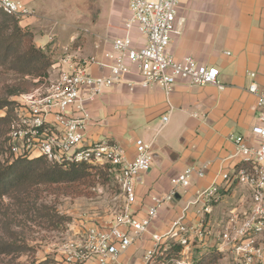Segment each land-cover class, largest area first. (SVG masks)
Here are the masks:
<instances>
[{
    "label": "built area",
    "instance_id": "2783aa9c",
    "mask_svg": "<svg viewBox=\"0 0 264 264\" xmlns=\"http://www.w3.org/2000/svg\"><path fill=\"white\" fill-rule=\"evenodd\" d=\"M125 1L129 16L122 20L123 33L112 38L100 56L66 52L54 61L53 77L13 98L5 152L10 161L42 157L64 168L72 163L107 167L120 189L123 205L112 222L98 225L83 217L72 229L74 237L62 251L65 264H125L120 262V254L147 234L152 243L140 264L151 263L156 254L174 244L180 246V257L201 248L220 254L228 264H264V84L251 81L247 87L256 97L258 110L251 137L229 136L234 146L229 158L236 160L234 166L220 168L212 183L198 190L163 232L151 230L160 211L190 186L192 178L204 177L208 164L190 165L172 176L170 189L150 195L144 215L137 217L132 210L135 186L150 169V144L137 138L135 157L128 160L124 147L113 139L88 141L92 119L88 102L124 75L136 74L140 86L157 85L166 94L178 81L224 88L216 66L198 64L191 57L176 60L170 52L172 36L178 33L179 0ZM0 10L23 25L35 13L21 0H0ZM134 28L143 41L133 35ZM93 64L108 70V75L89 73ZM249 76L253 78L255 73L249 72ZM167 119L163 115L162 123ZM243 186L245 192L236 202L215 212L222 194Z\"/></svg>",
    "mask_w": 264,
    "mask_h": 264
},
{
    "label": "crops",
    "instance_id": "0c3cea01",
    "mask_svg": "<svg viewBox=\"0 0 264 264\" xmlns=\"http://www.w3.org/2000/svg\"><path fill=\"white\" fill-rule=\"evenodd\" d=\"M21 1L35 12L24 21L26 25L56 21L55 10L65 13L60 18L62 22L59 20L63 25L76 19L70 10V0ZM67 10L71 15L68 16ZM128 16L126 1H118L110 18L88 22L104 27L102 33L88 31L90 36L83 44L63 46L62 54L75 51L100 56L110 47V40L123 33L122 20ZM176 22L178 33L172 36L169 46L174 58L191 57L198 64L216 66L223 89L214 85L189 86L178 81L166 94L157 85L140 86L136 74H127L88 102L92 117L87 128L88 141L113 139L124 147L128 160L135 157L137 138L150 144L152 165L135 186L136 202L132 210L137 217L144 215L150 195L170 189L172 176L187 166L208 164L204 177L192 178L190 186L160 211L151 227L153 231L155 227L162 230L155 229L157 232L167 229L182 206L212 183L220 168L234 166L236 160L229 158L234 150L229 136L251 137L258 110L256 97L247 87L251 81L264 84V0H179ZM132 33L144 40L135 28ZM38 41L45 42L46 37H39ZM88 71L92 75L109 73L95 64ZM249 72L255 76L250 77ZM163 115L168 116L165 123L161 120ZM239 197L240 190L232 187L214 205L215 212L221 213ZM136 243L121 253L119 260L131 256ZM141 260L142 257L137 258L136 264Z\"/></svg>",
    "mask_w": 264,
    "mask_h": 264
},
{
    "label": "rangeland",
    "instance_id": "374dc122",
    "mask_svg": "<svg viewBox=\"0 0 264 264\" xmlns=\"http://www.w3.org/2000/svg\"><path fill=\"white\" fill-rule=\"evenodd\" d=\"M118 1L120 0H70V10L76 17L73 23L61 24L60 18L64 12L55 10L56 21L49 24L20 25L31 32L33 43L54 62L61 56L63 46L83 44L90 36L88 31L102 33L104 27L88 22L96 23L110 18L118 6ZM70 10L66 12L68 16L71 15ZM43 36L46 41H38ZM18 71V66L0 65V116L12 114V101L16 93L31 90L35 86L37 78L31 74L21 75ZM54 75L55 72L49 67L45 80ZM6 129V122L1 121L0 166L6 160L10 162L9 154L5 152V148L2 150L5 147ZM138 132L136 131L137 134ZM31 165L25 161L20 162L19 166L30 169L27 177L16 180L0 197V264H65L62 251L64 244L74 237L72 229L83 217L98 225L112 222L123 205V197L112 177L102 171L79 184L77 192L70 183L42 182L39 168L47 165L44 161ZM245 189L244 186L239 187L240 193L245 192ZM57 216L61 218L58 223L55 221L59 218ZM67 217L70 218L68 221L65 219ZM136 242L131 256L125 261L120 260L121 263L136 264V259L143 257V253L150 246V236L145 235ZM202 251L204 252L201 248H194L192 254L187 253L180 257L178 254L174 255L173 251L169 255L162 250L148 264H197L194 260L199 258ZM211 264L228 262L218 256Z\"/></svg>",
    "mask_w": 264,
    "mask_h": 264
},
{
    "label": "trees",
    "instance_id": "16d2710c",
    "mask_svg": "<svg viewBox=\"0 0 264 264\" xmlns=\"http://www.w3.org/2000/svg\"><path fill=\"white\" fill-rule=\"evenodd\" d=\"M22 27L23 26H21L13 16L7 15L0 10V65L8 64L12 67L18 66L20 70L18 72H20L21 75L31 74L34 78H37L34 83L35 88L45 81L48 75V69L52 67L54 62L50 60L42 49L38 48L33 43V35L31 32L28 31L26 27ZM31 90L22 92L17 91L18 93H16V95ZM12 104H14V100ZM1 107L2 105L0 104V108ZM1 121H5L8 127L9 116L7 113L0 116V122ZM2 150L4 151V146ZM21 161H25L29 165L44 161L47 165L39 168L41 179L43 178L41 181L50 184L70 183L74 191L79 190V184L83 183L85 180H89L90 177L98 174L100 171L108 175L107 167L89 166L85 163H72L64 168L61 165L52 164L42 157L31 159L18 157L10 162L6 160L3 162V165L0 166V197L14 185L16 180L27 177L30 169H27L26 166H19ZM60 219L59 217L55 221L58 223ZM65 219L68 221L70 218L67 217ZM179 250L180 246L174 244L165 251L166 254L173 251V254L177 255ZM218 256L220 257L221 255L213 251H205L194 261H197V264H211L215 262Z\"/></svg>",
    "mask_w": 264,
    "mask_h": 264
}]
</instances>
